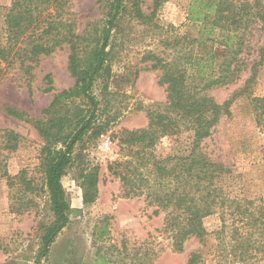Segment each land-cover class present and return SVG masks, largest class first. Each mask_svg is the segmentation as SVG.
<instances>
[{"label": "trees", "instance_id": "trees-1", "mask_svg": "<svg viewBox=\"0 0 264 264\" xmlns=\"http://www.w3.org/2000/svg\"><path fill=\"white\" fill-rule=\"evenodd\" d=\"M166 1L153 0L152 12L145 15L141 0H97L101 25L81 34L68 17V0H13L1 9L0 77L5 68L16 69L29 87L39 58L67 47V70L74 80L70 89L53 96L42 111L43 119L9 111L31 123L44 141L40 169L53 220L44 229L37 262L47 256L49 246L69 222L61 180L74 166L76 145L89 133L98 135L104 129L100 117L109 95L115 36L126 19L155 28L152 18ZM186 20L198 26L196 37L184 38L189 51L177 53L170 61L151 54L145 58L153 61L149 70L160 72L158 84L165 88V103L148 112L146 127L121 132L124 154L108 167L121 185L123 199L143 198L153 208V216L163 215L162 231L178 251L190 238L203 240V219L215 213L220 214L223 229L226 216L247 230L259 223L255 213L225 196L221 184L231 171L212 160L202 144L223 118L230 117L231 105L241 97L250 101L256 125L264 129V97H253L251 91L264 65V37L250 51L253 35L264 33V0H190ZM245 72L249 75L243 86L226 101L218 103L209 96L211 91L234 85ZM44 81L43 91L51 92V76ZM185 134L188 140L178 153L156 155L160 140L170 138L182 145ZM19 142L18 134L0 130V166H4L2 153L16 151ZM3 174L8 186L22 184L24 191H35L23 172L16 177L5 170ZM80 176L82 203L90 205L98 194L97 169H84ZM189 259L188 264H198L196 255Z\"/></svg>", "mask_w": 264, "mask_h": 264}, {"label": "rangeland", "instance_id": "rangeland-1", "mask_svg": "<svg viewBox=\"0 0 264 264\" xmlns=\"http://www.w3.org/2000/svg\"><path fill=\"white\" fill-rule=\"evenodd\" d=\"M12 1L0 0V13ZM141 1L143 13L149 15L153 0ZM68 3V17L76 33L100 27L102 16L97 0ZM189 3L190 0H167L152 18L155 28L128 19L120 27L113 41L112 77L109 95L103 102L106 109L100 117L104 129L98 135L89 133L75 147L74 166L61 180L70 208L69 222L39 263L44 229L53 220L40 169L44 141L31 123L11 116L9 111L32 120L43 119L42 111L53 96L70 89L74 80L67 70V47L39 58L29 87L16 69H4L0 77V130L13 131L20 136V142L16 151L3 152L1 156L0 264H188L192 254L198 257V264H264V129L256 125L246 97L231 105L230 117L223 118L202 145L212 160L231 171L221 184L225 196L256 214L259 223L251 230L227 216L223 229L220 214L215 213L203 219V240L190 238L178 251L162 231L163 215L153 216V208L143 198L123 199L119 181L108 172L109 165L120 161L124 154L119 144L121 132L146 127L148 112L165 103V88L158 84L160 72L149 70L153 61L145 58L151 54L170 61L177 53L189 51L184 38L196 37L198 31L197 25L186 20ZM263 37L264 33L253 35L251 53ZM252 59L253 56L248 58L247 63L251 64ZM46 75L51 76V92L43 91L47 87ZM248 75L243 73L237 83L211 91L209 96L218 103L226 101L243 86ZM251 91L253 97H264V65ZM187 137H181L182 145L170 138L160 140L156 155L178 153L185 147ZM94 168L98 173V194L92 204L84 205L80 175L84 169ZM4 170L10 177L23 172L35 191H24L22 184L8 186Z\"/></svg>", "mask_w": 264, "mask_h": 264}]
</instances>
